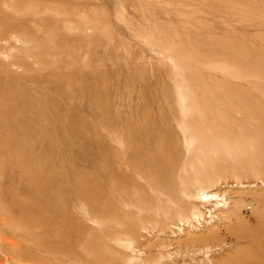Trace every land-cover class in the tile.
Instances as JSON below:
<instances>
[{
    "label": "rangeland",
    "instance_id": "rangeland-1",
    "mask_svg": "<svg viewBox=\"0 0 264 264\" xmlns=\"http://www.w3.org/2000/svg\"><path fill=\"white\" fill-rule=\"evenodd\" d=\"M264 264V0H0V264Z\"/></svg>",
    "mask_w": 264,
    "mask_h": 264
},
{
    "label": "bare ground",
    "instance_id": "bare-ground-1",
    "mask_svg": "<svg viewBox=\"0 0 264 264\" xmlns=\"http://www.w3.org/2000/svg\"><path fill=\"white\" fill-rule=\"evenodd\" d=\"M247 263H248V264L251 263V260H249Z\"/></svg>",
    "mask_w": 264,
    "mask_h": 264
}]
</instances>
